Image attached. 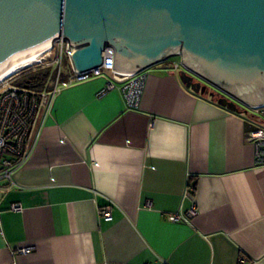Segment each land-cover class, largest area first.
Returning a JSON list of instances; mask_svg holds the SVG:
<instances>
[{
    "label": "crops",
    "instance_id": "crops-1",
    "mask_svg": "<svg viewBox=\"0 0 264 264\" xmlns=\"http://www.w3.org/2000/svg\"><path fill=\"white\" fill-rule=\"evenodd\" d=\"M183 75L148 68L136 109L109 72L60 88L0 190V264H264V163L246 141L264 120Z\"/></svg>",
    "mask_w": 264,
    "mask_h": 264
},
{
    "label": "water",
    "instance_id": "water-1",
    "mask_svg": "<svg viewBox=\"0 0 264 264\" xmlns=\"http://www.w3.org/2000/svg\"><path fill=\"white\" fill-rule=\"evenodd\" d=\"M59 36L74 70L137 73L178 56L182 80L231 111L264 106V0H0V74Z\"/></svg>",
    "mask_w": 264,
    "mask_h": 264
},
{
    "label": "built area",
    "instance_id": "built-area-1",
    "mask_svg": "<svg viewBox=\"0 0 264 264\" xmlns=\"http://www.w3.org/2000/svg\"><path fill=\"white\" fill-rule=\"evenodd\" d=\"M52 49L55 51V56L46 63V66H51L52 71L41 88L29 89L14 84L16 74L0 82V190L14 185V174L29 154L31 139L33 136L34 138L38 136V131L35 129L39 113L49 107L54 95L65 84L109 72L112 79L120 84L126 107L136 109L139 106L148 69L137 73L116 71L113 68V49L106 47L102 51L103 60L99 66L78 72L70 63L69 43L64 37L59 36L53 41L46 51L47 55H50L49 51ZM63 57H66L70 63V70L65 79H62L61 70ZM171 66L184 69L180 58L173 60ZM113 87L114 83L110 81L107 89ZM251 111L264 120V106L253 108ZM246 141L255 147L256 163H264V127L251 129L246 135ZM11 209L21 210V205L13 203ZM99 211L106 220L112 218L110 205L100 208ZM168 219L179 221L181 217L170 214ZM18 251L27 253L30 248L23 247Z\"/></svg>",
    "mask_w": 264,
    "mask_h": 264
},
{
    "label": "rangeland",
    "instance_id": "rangeland-1",
    "mask_svg": "<svg viewBox=\"0 0 264 264\" xmlns=\"http://www.w3.org/2000/svg\"><path fill=\"white\" fill-rule=\"evenodd\" d=\"M50 52V55H47V52L44 54V59L41 60V62H35L32 66H29V67H26L24 68L23 70H20L16 73H14L13 75L14 76V79L16 80V82H21V79H23L29 72L33 71V70H36L38 68H45V67H48L46 66V63L49 62L51 59L50 58H54L55 56V51L52 49L49 51ZM48 52V53H49ZM177 56H173L171 58H175ZM69 68H70V63L68 61V59L66 57H63V60H62V67H61V70H62V74L63 75H68V72H69ZM11 75V76H13ZM209 92H210V89L211 88H208ZM249 118L250 120L252 121H255L257 120L258 118V115L256 113H254L253 111L251 110H248L246 113H245Z\"/></svg>",
    "mask_w": 264,
    "mask_h": 264
},
{
    "label": "trees",
    "instance_id": "trees-1",
    "mask_svg": "<svg viewBox=\"0 0 264 264\" xmlns=\"http://www.w3.org/2000/svg\"><path fill=\"white\" fill-rule=\"evenodd\" d=\"M178 58H179L178 56L175 58H169L165 60L164 62H168L170 60L172 62L173 60H176ZM51 71H52L51 66H48L45 68H38L36 70L29 72L23 79H21V82L20 81L16 82V80H14V84L21 86V87L29 88V89H39L42 87L45 80L51 74ZM66 77L67 75L62 74V79H65Z\"/></svg>",
    "mask_w": 264,
    "mask_h": 264
},
{
    "label": "bare ground",
    "instance_id": "bare-ground-1",
    "mask_svg": "<svg viewBox=\"0 0 264 264\" xmlns=\"http://www.w3.org/2000/svg\"><path fill=\"white\" fill-rule=\"evenodd\" d=\"M51 45H52V42H51ZM51 45H50V47H51ZM50 47H49V48H50ZM49 48H47L45 51H43V52H42L41 54H39L37 57H35V58H33V59H31V60H29V61H27V62H25V63H23V64H21V65H18V66L14 67V68H12V69H10V70H7V71L1 73V74H0V82L3 81L4 79L10 77V76L13 75L14 73H16V72H18V71H20V70H23V69L26 68V67L32 66L35 62L38 63V62L41 60V58L44 57L45 52H46Z\"/></svg>",
    "mask_w": 264,
    "mask_h": 264
}]
</instances>
